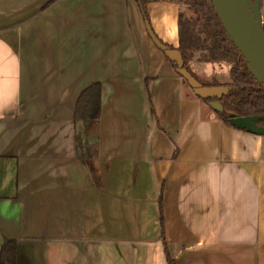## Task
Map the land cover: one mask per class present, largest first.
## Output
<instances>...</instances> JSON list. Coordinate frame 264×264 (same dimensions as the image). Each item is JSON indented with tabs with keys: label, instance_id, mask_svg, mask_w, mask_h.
Instances as JSON below:
<instances>
[{
	"label": "crops",
	"instance_id": "1",
	"mask_svg": "<svg viewBox=\"0 0 264 264\" xmlns=\"http://www.w3.org/2000/svg\"><path fill=\"white\" fill-rule=\"evenodd\" d=\"M49 1L0 0V247L15 264H168L165 244L177 264H264V136L221 120L146 28L178 49L179 0L147 17ZM98 83L84 161L75 109Z\"/></svg>",
	"mask_w": 264,
	"mask_h": 264
},
{
	"label": "trees",
	"instance_id": "2",
	"mask_svg": "<svg viewBox=\"0 0 264 264\" xmlns=\"http://www.w3.org/2000/svg\"><path fill=\"white\" fill-rule=\"evenodd\" d=\"M57 1L50 0L43 6V10ZM138 1L141 4L143 17H147L145 6L148 1ZM179 4L181 5V13L178 19L180 41L178 50L184 57L185 68L191 72L189 60L194 53L203 54L202 60L207 63L226 64L229 67V81L225 85L233 86L230 93L221 99L227 113L239 117H264V88L250 74L245 59L227 38V33L215 14V10L211 7L210 0H179ZM171 63L177 70V64ZM204 85L207 86V84ZM101 87V84L98 83L87 88L80 95L75 109V141L78 156L84 161L89 158L87 142L89 124L98 121L101 117ZM203 101L208 104L211 100ZM217 114L221 120L232 126L226 115L218 112ZM260 125L264 126V120L260 122ZM161 224L163 228V217ZM14 245L15 243L9 242L0 247V264L16 263ZM165 252L167 263L177 264V261L171 258L166 244Z\"/></svg>",
	"mask_w": 264,
	"mask_h": 264
},
{
	"label": "water",
	"instance_id": "3",
	"mask_svg": "<svg viewBox=\"0 0 264 264\" xmlns=\"http://www.w3.org/2000/svg\"><path fill=\"white\" fill-rule=\"evenodd\" d=\"M262 0H210L222 23L227 38L235 45L245 59L250 74L264 88V17L261 7ZM149 36L155 45L177 64V72L193 89L194 94L203 100H213L208 103L215 112L226 115L232 126L248 133L264 136V126L260 122L263 116L239 117L227 113L221 99L233 89L230 85L205 86L188 69L180 50L173 49L163 43L155 34L150 21L145 20Z\"/></svg>",
	"mask_w": 264,
	"mask_h": 264
},
{
	"label": "rangeland",
	"instance_id": "4",
	"mask_svg": "<svg viewBox=\"0 0 264 264\" xmlns=\"http://www.w3.org/2000/svg\"><path fill=\"white\" fill-rule=\"evenodd\" d=\"M262 14L264 17V0L261 3ZM149 14L150 5L146 4ZM149 19V16H148ZM151 22V21H150ZM201 53H194L189 60V67L192 74L202 83L207 86H215L223 80H229V67L226 64L205 62L202 60ZM228 84V83H227ZM206 111H210L208 106H205Z\"/></svg>",
	"mask_w": 264,
	"mask_h": 264
},
{
	"label": "flooded vegetation",
	"instance_id": "5",
	"mask_svg": "<svg viewBox=\"0 0 264 264\" xmlns=\"http://www.w3.org/2000/svg\"><path fill=\"white\" fill-rule=\"evenodd\" d=\"M211 101H213V100H211ZM211 101H210V102H211Z\"/></svg>",
	"mask_w": 264,
	"mask_h": 264
}]
</instances>
